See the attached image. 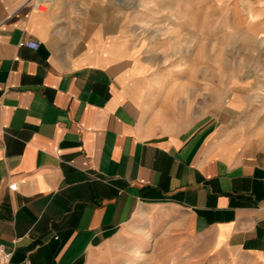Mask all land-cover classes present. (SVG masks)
Wrapping results in <instances>:
<instances>
[{"label": "crops", "instance_id": "0c3cea01", "mask_svg": "<svg viewBox=\"0 0 264 264\" xmlns=\"http://www.w3.org/2000/svg\"><path fill=\"white\" fill-rule=\"evenodd\" d=\"M140 3L218 10L264 40V0ZM131 25V0H0V242L11 262L119 264L120 251L170 241L218 264H264V113L156 79Z\"/></svg>", "mask_w": 264, "mask_h": 264}, {"label": "rangeland", "instance_id": "374dc122", "mask_svg": "<svg viewBox=\"0 0 264 264\" xmlns=\"http://www.w3.org/2000/svg\"><path fill=\"white\" fill-rule=\"evenodd\" d=\"M143 7L140 0H131V42L133 49L149 60L156 79L179 87L195 83L196 89L190 92L196 99L199 94L214 98L226 93L229 105L233 99L241 98L248 103L245 109L264 113V40L238 34L218 10H196L192 15L182 9ZM210 83L211 90L199 89ZM174 92L175 98L186 99L189 90L180 88ZM117 260L119 264L219 262L204 258L201 251L172 248L170 241L155 245L151 241L143 251H120Z\"/></svg>", "mask_w": 264, "mask_h": 264}, {"label": "built area", "instance_id": "2783aa9c", "mask_svg": "<svg viewBox=\"0 0 264 264\" xmlns=\"http://www.w3.org/2000/svg\"><path fill=\"white\" fill-rule=\"evenodd\" d=\"M39 1H37L36 5L38 6V8L40 9L41 6L38 5ZM40 44L39 40L36 39H32V38H21L18 41V45H25L31 48H37ZM8 186L11 189H15L17 186L16 182H10L8 184ZM13 254V250L9 249L8 247H6V245L2 242H0V264H13L11 262V257Z\"/></svg>", "mask_w": 264, "mask_h": 264}]
</instances>
